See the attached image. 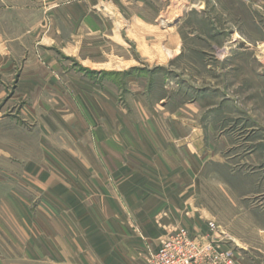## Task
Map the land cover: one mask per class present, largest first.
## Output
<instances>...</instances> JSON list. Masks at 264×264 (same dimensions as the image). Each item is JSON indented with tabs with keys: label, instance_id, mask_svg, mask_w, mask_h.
<instances>
[{
	"label": "rangeland",
	"instance_id": "1",
	"mask_svg": "<svg viewBox=\"0 0 264 264\" xmlns=\"http://www.w3.org/2000/svg\"><path fill=\"white\" fill-rule=\"evenodd\" d=\"M163 146L215 248L264 264V0H0L1 264H61V185Z\"/></svg>",
	"mask_w": 264,
	"mask_h": 264
},
{
	"label": "crops",
	"instance_id": "2",
	"mask_svg": "<svg viewBox=\"0 0 264 264\" xmlns=\"http://www.w3.org/2000/svg\"><path fill=\"white\" fill-rule=\"evenodd\" d=\"M163 147L165 154L154 157L150 151L131 161L144 169L117 170L132 165L109 156L111 174L102 169L101 159L88 158L91 174L84 173L86 179L72 174L75 188L61 185V204L71 213L65 212L59 225L61 264H149V253L158 249L169 229L205 232V223L183 206L193 186L181 183V159L173 146ZM84 180L91 183L80 182Z\"/></svg>",
	"mask_w": 264,
	"mask_h": 264
},
{
	"label": "built area",
	"instance_id": "3",
	"mask_svg": "<svg viewBox=\"0 0 264 264\" xmlns=\"http://www.w3.org/2000/svg\"><path fill=\"white\" fill-rule=\"evenodd\" d=\"M208 227L214 230L218 225L210 220ZM217 239L214 234L175 226L162 238L158 249L150 252L149 264H219L221 260L234 264L230 252L221 254L215 248Z\"/></svg>",
	"mask_w": 264,
	"mask_h": 264
}]
</instances>
